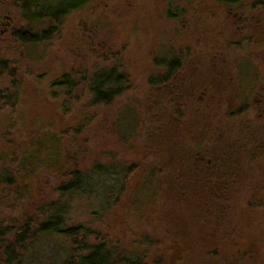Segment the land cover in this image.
Wrapping results in <instances>:
<instances>
[{
  "label": "rangeland",
  "instance_id": "obj_1",
  "mask_svg": "<svg viewBox=\"0 0 264 264\" xmlns=\"http://www.w3.org/2000/svg\"><path fill=\"white\" fill-rule=\"evenodd\" d=\"M252 2L241 0L233 7L219 0H193L187 6L177 2L183 12L197 14L198 30L196 35L193 34L196 46L183 45L190 33L186 27L181 25L175 29V23L168 20L166 23L163 38H173V28L178 31L180 41L176 42H181V46H165L164 60H171L173 55L179 54L183 60L205 57L204 42L209 41L205 37L213 36L210 40L214 45L213 53L227 62L229 81L233 86L237 85V96L233 97L229 89L222 91L225 97L215 98L210 108H206L202 100H198L201 103L198 106L195 103L196 107L205 109L204 115L201 114L202 122L209 119L216 129H224L232 166L235 165V173L227 178L235 181L224 197L216 190L212 194L216 203L212 206L214 213L219 214L218 218L224 220L225 225L218 226L215 231L208 229L206 233L191 228L187 240L196 241V245L189 244L186 239L183 243L179 241L181 247L186 246L182 252L172 239L182 236L185 231L186 218L182 209L186 202L173 209L172 201L167 200L172 197V192L163 179L170 172L167 167L173 154L168 148L176 138L171 134L174 131L169 129L163 144L158 137V117H154L151 110L145 111L148 104L145 78L151 74L152 52L156 47L146 44L152 37L145 38L144 46H140L137 38L132 41L133 46H116V53L120 54L118 64L122 62L124 70L132 69L134 77L130 89L116 103L118 115L121 114L119 108L127 106L134 114L133 128L129 131L123 129V137L120 127L115 133V127L111 130L109 125L102 129L100 120L110 116L111 112L101 105H92L86 96L72 101L68 116L56 113L61 98L52 99L51 95L50 80L56 76L52 72V63H57L55 58L58 55L54 46H34L25 42L22 46L18 43L1 46L4 57L10 60L4 74L7 86L12 81L19 84L17 95L2 94L6 96L4 101L14 103L12 107L4 105L6 102L0 97V230L6 232L0 235L1 264L7 260L6 245H14L18 240L17 232L23 226L28 233L22 235L20 244L14 247L16 259L9 264H67L70 258L88 253L87 250L75 251L78 247L76 241L84 240L83 246L89 248L97 239L124 253L143 251L148 264H264V112L259 109L264 107V7L253 10ZM162 5V0H136L130 11L138 15H157ZM120 6V0H92L79 9L80 12L70 14L67 25L70 29L80 26L78 15L82 12H107L120 17ZM6 7L19 16V26L27 29V22L11 1L0 0V12ZM217 10L221 12L219 17ZM228 12L242 14L257 24L231 35L227 33ZM45 25L46 22L33 21L29 27L35 32ZM153 25L151 19L147 27L137 33L144 34ZM203 28L208 31L203 32ZM114 52L115 49L110 55ZM98 58L103 60V55H93L94 61ZM106 59L110 60L109 57ZM16 63L22 66L13 65ZM30 64L42 66L36 70ZM57 64L58 69L64 66V71L68 69L67 65L72 66L70 61ZM30 81L37 84L39 95L30 91L31 98H20L23 85ZM43 95L48 96V100H41ZM209 100L205 99L206 102ZM181 110L184 111L183 107ZM171 115L165 113L164 118ZM62 116L65 117L63 120ZM49 126L57 129L54 132L61 134L63 141L55 142L56 138L50 137L52 130L48 129ZM197 128L195 135L198 137L194 139L202 142L208 135L204 125ZM213 142L220 143L216 139ZM130 164L134 166L132 174L126 177L119 173ZM113 167L117 169L114 181L108 177L100 178L95 171L97 168L109 171ZM73 169L80 170L77 175L82 176L87 184L93 183L86 186V191L82 188L62 191L61 182ZM143 181L147 186L141 191L139 187ZM156 182H160L159 190ZM95 183L98 190L104 185L115 186V196L106 199L104 208L102 194L98 193V198L96 191L87 192ZM223 208L225 216L220 217ZM170 213L174 214L172 218ZM53 215L60 218L58 228L40 230V225ZM69 228L76 229L74 235L65 232ZM69 262L86 264L80 259Z\"/></svg>",
  "mask_w": 264,
  "mask_h": 264
},
{
  "label": "flooded vegetation",
  "instance_id": "obj_2",
  "mask_svg": "<svg viewBox=\"0 0 264 264\" xmlns=\"http://www.w3.org/2000/svg\"><path fill=\"white\" fill-rule=\"evenodd\" d=\"M9 1L21 12L22 18L27 22L28 27L25 29L19 26V16L14 14L11 9L6 7L0 12V97L3 101L6 96L18 94L19 84L16 81H12V84L7 86L4 74L5 67L10 60H6L4 57V51L1 46H12V43H18L22 46L24 42L31 43L34 46L40 44L54 46V49L56 48V51H58V55L55 58L57 63L62 62V65L68 64L69 61L72 63L71 67L70 64L67 65L68 69L65 71L63 69L64 66L58 69V64L52 63V72L54 71V74H56L50 80L52 99L61 98L60 103H57L55 108L56 113L60 112L63 116H68L72 101L74 103L80 96H86L92 105H101L103 108H108L111 112L110 116L100 120L99 123L102 129L105 130L109 125L111 130L115 127V133L117 127H120L122 137L123 129L129 131L133 128L134 114L127 106L119 108L121 114L118 115L116 103L117 99L130 89V83L134 81V77L132 69L129 68V71L126 68L124 70L122 62L118 64L119 60L117 57L120 54L116 53V46H133L132 41L135 38L140 41V46H144L147 41L145 38L147 36L149 38L152 37L151 41L146 44V46L156 47L152 52L153 60L151 62L153 66L150 69L151 74L148 73L149 75L147 74L145 78L147 89L145 94H148L146 96L148 104L145 111L151 110L154 117H158V137H161L163 144L167 139L169 129L175 132L171 134L176 139L168 148L173 153L168 166H174V170L167 172L164 178L163 176H160V178L165 179L166 183L169 184L168 190H171L172 194L185 195L186 207H183V209L185 208L184 211L187 212L186 215L190 218L186 220L185 231L182 236L178 237L175 245L179 252L184 250L186 246L181 247V243L185 239L189 240L188 233L191 228H197L201 233H206L208 229L215 231L218 226H224L225 221L218 218L219 214H215L212 208L216 204L212 194L216 190L220 194L225 195L227 189L233 185L235 180L227 177L235 173V165L232 166L231 160L233 159L228 156L231 151L224 136V129L222 131L216 129L211 125L209 119L202 122L201 114L202 116L204 115L205 109L196 107L195 103L198 106V104H201L198 100H202L206 108H210L215 98L225 97L222 91L229 89L232 96H237V85L233 86L231 81H229L230 76H227L226 70L227 62L219 54L215 55L213 53L214 45L210 41L213 36L205 37V40H209L204 42L207 51L205 57L183 60L181 54H179L180 56L173 55L171 60L168 61L163 59V51H167L165 46H181V42H176L180 41V36L177 35L178 31L175 30L176 27L179 28L181 25L190 31L187 36L188 41L183 45L196 46V43L193 42V34L196 35L198 30L197 14L194 11H190L189 14L188 12H183L176 5L177 2H182L187 6L193 0H162V10L157 15L150 13L144 15L135 14L130 9L135 5L136 0H120V10L122 11L120 17L107 12H82L78 15L80 26H73L70 29V26L67 25L68 19L71 18L70 14L77 11L80 12L79 9L92 1L86 0L72 9L66 8L64 11L57 12L56 17H45L35 20L46 22L44 27H38L35 32L29 27V24L33 21L28 22L23 17L22 11L16 7L14 1ZM125 1L126 7L123 5ZM216 14L219 17L221 12L217 10ZM229 16L232 18H229ZM226 17L228 18L226 22L227 33L229 32L231 35L241 33L243 28L254 27L257 24V22H251V18H246L239 13L228 12ZM151 19L154 20V25L144 34L137 33L147 27ZM167 20L176 24L175 29H171L174 37L168 38V40L163 38ZM135 27L136 31H134ZM202 31L207 32L208 29L203 28ZM24 32L41 35L28 42L23 37H20V34ZM113 49H115V54H112V57L110 52ZM99 53L103 55V60L98 58L94 61L93 55L97 56ZM107 57L110 60H107ZM29 62L26 61L25 63ZM40 62L38 60V63ZM13 65L22 66L21 63ZM30 65L34 66L36 70L42 66L40 64ZM6 87L12 88L11 91H8L9 88ZM38 89L35 82H27L23 85L22 92L19 93L20 98H31L30 91L35 93V95H39L40 91ZM261 92L259 90V94ZM57 95L61 97H57ZM207 98H210L208 102L205 101ZM41 100H48V96L43 95ZM259 103L263 105V102L259 101ZM4 105L12 107L14 103L8 104L6 102ZM181 107H183L184 111L181 110ZM259 109L264 112L263 106ZM185 112L187 113L185 114ZM165 113L173 115L165 119ZM188 113H190V116ZM63 116L62 120L65 118ZM203 125L208 136L201 142L199 141L200 139H194V137L197 135V127ZM48 129L52 130L50 137L56 138L55 142L63 141L62 135L54 132L57 129L52 128V126H49ZM258 131L261 134L259 129ZM125 136L127 135L125 134ZM192 138L193 140H191ZM214 139L220 143H214ZM49 140L53 141V139ZM184 148H186V151ZM162 150L163 148L161 147ZM95 171L100 176L106 173L103 176L108 177L111 181L116 180L117 169L114 167L109 171L106 169H97ZM78 173H80V170L77 169L70 171V174L66 177L67 179L61 182L62 191L73 190L69 189V186L73 184ZM75 175L77 176L74 178ZM70 176L72 177L71 181H69ZM78 178V188H82V190L86 191V186L93 184H87L86 180L80 175ZM93 178L99 181L97 176ZM96 185L97 183H95L94 187L92 186L93 189L87 192L96 191L98 197L99 190ZM190 196H192V199L189 198ZM223 211L220 217L223 216ZM188 224L190 225L188 226ZM194 245H196V241ZM0 259H2L1 255Z\"/></svg>",
  "mask_w": 264,
  "mask_h": 264
},
{
  "label": "trees",
  "instance_id": "obj_3",
  "mask_svg": "<svg viewBox=\"0 0 264 264\" xmlns=\"http://www.w3.org/2000/svg\"><path fill=\"white\" fill-rule=\"evenodd\" d=\"M14 4L16 5V7H18L22 13H23V17L28 21H35V20H39V19H43L45 17H56V13L57 12H61L64 11L66 8L68 9H72L73 7H76L77 5H79L80 3H82L83 1L86 0H13ZM221 3L224 4H228V6L233 7L234 5L238 4L241 0H219ZM264 7V0H253L252 4H251V8L254 9H258V8H263ZM20 37H23V39H25L28 42L33 41L34 39H36V37H40V35L38 34H29L27 32H24L22 34H20ZM98 96V94H96ZM228 156H231V152H229ZM169 168L168 171L172 172L174 170V166L171 167H167ZM98 169V168H97ZM96 169V170H97ZM102 170V169H101ZM134 171V166H132L130 164V166H128L127 168H124V170H121V172H119L120 174H124V176H129L130 174H132ZM178 171V170H176ZM102 173V172H101ZM104 173V172H103ZM106 174V173H104ZM103 174V175H104ZM101 175L100 178H103L104 176ZM78 181L79 178L78 176L76 177V179H74L73 184H71L69 186V189H80L78 188ZM73 186V187H72ZM147 186L146 181H143L141 184V188L139 187V189L141 191L144 190L143 187ZM156 186L158 187V190L160 188V184H158L156 182ZM71 187V188H70ZM123 188V187H121ZM115 189H112V187H109L108 185H104L102 190H99V194H102V199L103 202L101 203L103 208L106 205V199H113L115 194L114 192ZM144 192H142L141 194H143ZM216 193H219L216 192ZM145 194V193H144ZM152 195H156L151 193ZM172 195V197H168L167 200L172 201V208L176 209V207L178 206V204L180 203H185L184 200V196L185 195H180V194H172L170 193V196ZM221 197H224L225 195H220ZM185 209V208H184ZM184 209H182L183 211V215L185 216L186 220H189V216L186 215V211H184ZM178 210V208H177ZM226 210L223 211V216ZM171 218L174 216L173 213H170ZM60 225V218L56 215H53L52 218H49L48 221H46L45 224L40 225V230H46V229H53L56 230L58 228V226ZM76 229L75 228H69L67 230H65L66 233H68L69 235H74V231ZM6 232H2V230H0V235H4ZM25 233H28V230H26L25 226H23L22 228H19V231L17 232V238L18 240L14 243V245H6L4 252L6 254V262H4L5 264H9L10 262H12L13 260L16 259V255H15V248L18 244H20L21 242V237L22 235H25ZM179 237V235H178ZM178 237L173 238L172 240H178ZM78 247L76 248L75 251H88L87 255L84 256H78L77 258L74 259L70 258L67 264H71V262L69 261H75L76 259H80L83 260L86 264H148L145 261V254L142 252L139 253H134V254H130L129 253H124L120 250H117L116 247L113 246H108L105 244L104 240H100L97 239V241L93 244L88 246H83L84 244V240L81 242L76 241ZM149 244V243H148ZM189 244L194 245L195 241L191 240L189 241ZM156 261L159 263L161 261H158L156 259ZM162 263V262H161ZM0 264H1V259H0ZM163 264H167V263H163Z\"/></svg>",
  "mask_w": 264,
  "mask_h": 264
}]
</instances>
